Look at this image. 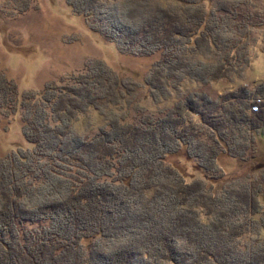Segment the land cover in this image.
I'll return each instance as SVG.
<instances>
[{
  "label": "trees",
  "instance_id": "1",
  "mask_svg": "<svg viewBox=\"0 0 264 264\" xmlns=\"http://www.w3.org/2000/svg\"><path fill=\"white\" fill-rule=\"evenodd\" d=\"M66 2L120 53L160 55L151 106L98 58L41 90L0 70V110L33 145L0 156V264H264L261 190L216 192L219 159L251 158L264 123L252 112L264 83L248 76L264 57V0Z\"/></svg>",
  "mask_w": 264,
  "mask_h": 264
},
{
  "label": "rangeland",
  "instance_id": "2",
  "mask_svg": "<svg viewBox=\"0 0 264 264\" xmlns=\"http://www.w3.org/2000/svg\"><path fill=\"white\" fill-rule=\"evenodd\" d=\"M30 2V9L22 11L24 6L18 0H0V70L18 83L21 92L41 90L47 83L82 70L88 61L98 58L106 61L121 76L138 82L141 88L131 100L134 98L140 106L150 108L144 79L160 55L142 57L120 53L114 43L93 32L86 19L76 15L66 0ZM259 47L264 48V45L259 44ZM248 76L251 88L264 83L262 55L255 60ZM208 89L212 94L225 95L236 87L214 84ZM101 123V115L88 116L77 130L81 134H91ZM22 125L20 115L7 117L0 110V156L33 148L24 137ZM251 153L253 155L248 159L228 155L219 159L225 177L217 181L216 192L219 194L224 188L237 192L236 187L248 183L261 190L257 199L264 208V123L253 134ZM260 219L261 215L258 216Z\"/></svg>",
  "mask_w": 264,
  "mask_h": 264
},
{
  "label": "built area",
  "instance_id": "3",
  "mask_svg": "<svg viewBox=\"0 0 264 264\" xmlns=\"http://www.w3.org/2000/svg\"><path fill=\"white\" fill-rule=\"evenodd\" d=\"M252 112L264 113V97H256L252 103Z\"/></svg>",
  "mask_w": 264,
  "mask_h": 264
}]
</instances>
